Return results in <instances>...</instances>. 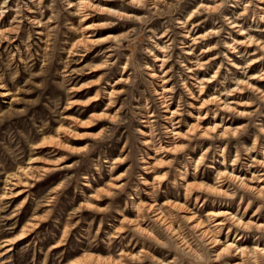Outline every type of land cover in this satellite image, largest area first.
I'll use <instances>...</instances> for the list:
<instances>
[{
	"label": "rangeland",
	"instance_id": "1",
	"mask_svg": "<svg viewBox=\"0 0 264 264\" xmlns=\"http://www.w3.org/2000/svg\"><path fill=\"white\" fill-rule=\"evenodd\" d=\"M263 45L264 0H0V264H264Z\"/></svg>",
	"mask_w": 264,
	"mask_h": 264
},
{
	"label": "bare ground",
	"instance_id": "2",
	"mask_svg": "<svg viewBox=\"0 0 264 264\" xmlns=\"http://www.w3.org/2000/svg\"><path fill=\"white\" fill-rule=\"evenodd\" d=\"M88 40V39H87ZM262 49L264 50V45L262 46ZM206 52H208V51H206ZM211 82V81H210ZM213 102L215 101V100H217V98L216 97H214V98H212L211 99ZM210 100V101H211ZM211 101V102H212ZM216 102V101H215ZM226 106V105H225ZM217 129V125L211 130V131H214V130H216ZM208 130V129H207ZM208 132V131H207ZM206 134V133H205ZM210 134V133H209ZM206 135H208V133L206 134ZM243 182V181H242ZM217 192H219L218 190H217ZM189 218V217H188ZM193 219V218H192ZM217 225H220V223H218ZM196 226V225H195ZM197 226H199V224L197 225ZM213 239H215V238H213ZM260 252V251H259ZM264 252V251H263Z\"/></svg>",
	"mask_w": 264,
	"mask_h": 264
}]
</instances>
